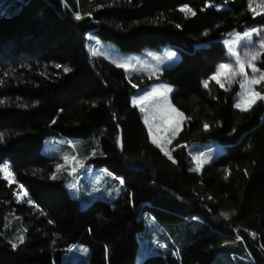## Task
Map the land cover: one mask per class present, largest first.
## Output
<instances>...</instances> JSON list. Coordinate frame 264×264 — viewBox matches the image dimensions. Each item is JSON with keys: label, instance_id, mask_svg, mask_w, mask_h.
Listing matches in <instances>:
<instances>
[{"label": "trees", "instance_id": "1", "mask_svg": "<svg viewBox=\"0 0 264 264\" xmlns=\"http://www.w3.org/2000/svg\"><path fill=\"white\" fill-rule=\"evenodd\" d=\"M249 2L0 0V165L15 178L0 173V264H264V100L242 112L237 86H203L229 60L220 40L261 24ZM97 41L179 52L159 77L186 117L171 160L149 137L162 128L133 104L144 83L91 58ZM49 137L65 142L63 165L43 154ZM209 141L223 151L198 168ZM86 169L111 178L96 177L108 202L70 194L69 175ZM21 185L34 206L17 201Z\"/></svg>", "mask_w": 264, "mask_h": 264}, {"label": "rangeland", "instance_id": "2", "mask_svg": "<svg viewBox=\"0 0 264 264\" xmlns=\"http://www.w3.org/2000/svg\"><path fill=\"white\" fill-rule=\"evenodd\" d=\"M251 7L256 9V12H253L254 15L261 18V24L259 26L244 31V33L248 32L251 35L249 37H245L244 33H233L220 40V43L225 48L229 57L227 62L221 64H231L233 71L236 73V75L230 79L225 77L221 78L224 88L231 89L234 86H237L238 93L235 104L246 99L247 95L253 90L264 94V80H261L260 83L255 85L250 83V81L254 78L259 79L261 72H264V63L262 60V55H264V46H262V42H264V3H261V0H252ZM218 10H225V7H219ZM253 29H256L257 31L252 32ZM95 44H93L94 49L92 48L89 51L91 58L95 57L98 51L112 63L121 65V67L125 69L128 79L137 77L139 81L144 83L141 87L137 88V92L133 98V104L140 110L142 109V117L145 122H147L146 118H148L150 123L155 124V127L157 126L162 128L161 132H158L157 134L152 132V134L157 138L164 137V139L160 140V143L164 147L165 151L169 152V149L166 150V147L169 148L171 143H173L177 138L182 129L183 120L180 123V130L175 137H173L171 130L167 132L164 131L168 120L170 118H175L174 113L170 111V108L174 107L170 101V95L173 92L174 87L166 82H162L159 77L164 70L173 68L179 62V52L172 48H163L160 50H145L141 54H123L114 44L102 42L98 43L99 45ZM170 52L175 53V55L169 56L168 53ZM237 60L240 62L239 65L237 64ZM240 65H243L245 69L243 75L239 73ZM249 65H254L260 71L254 72L253 68ZM217 67L212 76L216 73ZM210 78L208 80V85L210 82L217 84ZM145 80H147V82H144ZM241 83L244 84V88L240 87ZM162 86H167V88H170L171 91H167V89ZM258 87H262V89L259 90L260 88ZM146 94L151 95L146 96ZM138 97H145V99L138 100ZM134 101H136V103H134ZM151 108L156 111L157 115L160 116L155 117L152 114L150 115V112L148 111ZM169 140L171 143L168 142ZM64 143L65 142L61 139L49 137L44 143L42 152L48 157L58 159L59 164L63 165L65 163V157H67L66 151H63ZM206 146L209 148L211 147L207 154H200L197 158L193 157V162L198 168L201 167L204 159H210L212 161L223 151L222 148L216 146L215 141H209L202 145V147ZM93 153L95 154L96 152L94 151ZM97 176L98 175L91 174L86 178V181L90 186L91 196L97 195V193L104 194V189H102L100 182H96ZM77 184L78 183L76 182H70V180L66 181V186L73 197L79 196V186H81V184H79V186ZM24 190L26 189L21 187L18 189L17 201L27 202L31 206L34 205V203L29 200V195L22 197V192ZM28 201H31V203Z\"/></svg>", "mask_w": 264, "mask_h": 264}, {"label": "snow or ice", "instance_id": "3", "mask_svg": "<svg viewBox=\"0 0 264 264\" xmlns=\"http://www.w3.org/2000/svg\"><path fill=\"white\" fill-rule=\"evenodd\" d=\"M261 3H264V0H261ZM251 4H252V0H250L249 8H250V10H252L253 12H256V9H253V8L251 7ZM180 11H181V12H184V13H186V14H191V15H193V16L195 15V12H194L190 7H188L187 5H185L184 7H182V8L180 9ZM257 14H260V13H257ZM74 18H75L76 20H80V19H81V16H80V14L77 12V13H75ZM255 31H257V30H256V29H253V30H252V32H255ZM250 35H251V34L248 33V32L244 33V36H245V37H249ZM262 46H264V42H262ZM168 55H169V56H174L175 53H171V52H170V53H168ZM237 64H238V65L240 64L239 60H237ZM117 66L120 67L121 65L118 64ZM249 66H251V67L253 68V71H254V72H255V71H260V70L257 69L254 65H249ZM56 67L59 68V67H61V66H60V65H57ZM63 70H64L65 73L71 71V69L68 68V67H64ZM244 72H245L244 66H243V65H240L239 73L243 75ZM235 75H236V73L233 71V68H232V65H231V64H220V65H218V67H217V71H216V73H215L210 79L214 80L218 85H220V87L223 88L224 85H223V83H222V79H221V78H222V77H225V78H229V79H230L231 77H233V76H235ZM261 80H264V72H261V75H260V78H259V79H255V78H254V79H252V80L250 81V83L253 84V85H255V84L260 83ZM203 86H204L205 88L208 87V81H207V80H206V81H203ZM162 87L166 88L167 91H171V89H170V88H167V86H162ZM240 87H241V88H244V84L241 83V84H240ZM148 95H151V94H146V96H148ZM137 99H138V100H143V99H145V97H138ZM258 99H259V100H264V94H262V93L259 92V91H254V90H253V91H251V92L247 95L246 99H244V100H243L242 102H240V103L235 104L234 106L237 107V108H239L240 111H242V112H246V111H248V110H249V109H250V108H251V107L257 102ZM134 103H136V101H134ZM141 110H142V109H141ZM170 111H171L172 113H174L175 118H174V119L170 118V119L168 120V122H167V126L164 128V131L167 132V131L171 130L172 133H173V137H175V135H176V134L179 132V130H180V123H181V121L184 120V119H186V117L184 116V114H183L182 112L178 111V110H177L176 108H174V107H171V108H170ZM53 123H55V121H53ZM204 128L207 129V128H208V125H207V124H204ZM149 137H150V139H151V142H152L154 145H157V147H160V150H161L162 152H164V154H165L166 156H168V158L171 160V159H172V156L170 155L169 152L165 151L164 147H163V146L161 145V143H160V140L164 139V137L157 138L156 136H154V135L152 134L151 128H149ZM0 140H3V136H2V135H0ZM168 142L171 143L170 140H169ZM119 143H120V140H119V137H117V144L119 145ZM65 159L67 160V159H69V158H68V157H65ZM73 159H74V158H73ZM174 162H175V161L173 160V163H174ZM225 171L227 172V170H225ZM0 173L3 174V178H4L5 180H7L9 184L15 183L14 174L10 171L9 166H8L7 164L0 165ZM246 174H247V173H246ZM53 178H55V177H53ZM225 178H227V176H226ZM121 183H123V181H121ZM20 187L23 188L22 185H21ZM27 195H28L27 191L24 190V191L22 192V197H26ZM22 197H21V198H22ZM28 202L31 203V201H28ZM222 215L224 216L225 219H228V218H229V214H228V213H222ZM251 235H252L253 237H255V233H251ZM20 239H21V243H23L24 238L21 237ZM237 239H239V237H237ZM12 247H13V248H16L17 245H12Z\"/></svg>", "mask_w": 264, "mask_h": 264}, {"label": "crops", "instance_id": "4", "mask_svg": "<svg viewBox=\"0 0 264 264\" xmlns=\"http://www.w3.org/2000/svg\"><path fill=\"white\" fill-rule=\"evenodd\" d=\"M87 170V169H86ZM85 170V172H83L80 176H78V177H75L73 174H72V172H71V174H70V176H69V180L71 181V180H73L74 179V182H76V183H81L82 181L84 182L85 180H86V178L89 176V175H91V174H93V175H103V176H105V180L109 183L110 182V177H108V175L106 174V172L104 171V170H93V169H89V170H87L86 171ZM82 182V183H83ZM82 189V190H81ZM84 190H87L86 192L84 191ZM119 194H120V192L118 193V196H119ZM87 195V200L85 201V202H87V204L90 206L91 204H93L95 201H98V200H105L104 199V196L106 197V195H107V193L106 194H99V193H97V195H94V196H91L90 195V187L89 188H85V189H83L82 187L81 188H79V196H78V198L79 197H85ZM117 196V195H116ZM106 199H107V197H106ZM119 200V198L118 197H116L115 198V200H114V202H117ZM105 201H107V200H105ZM108 202V201H107ZM156 244V243H155ZM154 253V247H152V248H150L147 252H146V256L147 255H149V254H153ZM144 257V256H143ZM140 261H141V259H140Z\"/></svg>", "mask_w": 264, "mask_h": 264}, {"label": "water", "instance_id": "5", "mask_svg": "<svg viewBox=\"0 0 264 264\" xmlns=\"http://www.w3.org/2000/svg\"><path fill=\"white\" fill-rule=\"evenodd\" d=\"M119 140H120V143L119 145L117 144V148H118V151L119 152H122L123 151V137H122V132L120 131L119 132Z\"/></svg>", "mask_w": 264, "mask_h": 264}]
</instances>
